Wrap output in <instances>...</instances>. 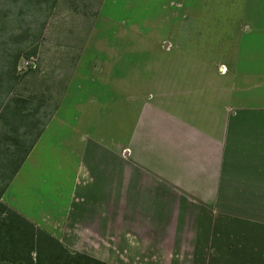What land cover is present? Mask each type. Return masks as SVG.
I'll return each instance as SVG.
<instances>
[{"label":"rangeland","instance_id":"1","mask_svg":"<svg viewBox=\"0 0 264 264\" xmlns=\"http://www.w3.org/2000/svg\"><path fill=\"white\" fill-rule=\"evenodd\" d=\"M101 1L0 0V264H37V257L40 264H51L57 255L52 237L71 251L109 264H264V229L255 219L251 226L259 215H244L242 199L226 196L224 174L217 197L182 198L178 219L165 214V204L163 212L149 215L144 205L134 202L127 208L123 198L116 202L98 192L103 210H110L103 214L101 229L95 226V214L81 210L94 209L95 197L90 199L84 189L83 196L77 193V203H70L68 185L75 178L66 160L85 163L96 178L97 159L133 157L128 146L111 141L112 117L101 132L99 124L94 128L86 117L81 123L70 113L90 114L99 94L104 104L118 94L123 97L113 95L114 86V91L118 85L121 91L146 90L152 58L159 49H181L183 41L184 14L175 8L169 10L167 37L150 39V33L165 34V14L148 22L141 12L125 16L134 10L118 17L116 6L102 8ZM171 3L179 6L177 0ZM214 14L198 16L194 29L201 28L202 35L194 49H223L227 39L214 33L226 29L233 33L231 41L240 42L247 25L241 0H233L228 13L224 6ZM120 99L118 126L134 108ZM251 204L245 199L247 209ZM165 216L170 217L166 228Z\"/></svg>","mask_w":264,"mask_h":264},{"label":"crops","instance_id":"2","mask_svg":"<svg viewBox=\"0 0 264 264\" xmlns=\"http://www.w3.org/2000/svg\"><path fill=\"white\" fill-rule=\"evenodd\" d=\"M171 1H101L102 8L116 6L118 17L134 10L136 12L125 16H137V12H141L148 16L141 19L148 22L153 16L165 14V34L161 30L159 35L151 37L153 33H150V39L167 37L169 10L175 8L184 14L183 41L181 49H159L160 53L158 49H132L158 53L150 63L149 77H152H148L146 85L154 92L149 93L147 89L139 92L135 88L121 91L118 85L115 91V86L112 88L113 95L120 92L123 97L111 96L110 104H104V98L96 94L95 110L90 114L82 112L75 116L70 113L81 123L86 117L94 128L99 124L96 127L99 130L110 127L104 122L112 117L111 141L119 147L128 146L133 154V157H121L116 146L118 159L95 161L96 178L85 163L77 162L76 158L66 160L68 172H73L75 178L68 185L70 203H77V193L83 196L84 189L90 199L95 197V208L91 207L94 211L81 206L82 198L79 202L83 214H95V226L101 229L103 214L109 209L103 210L98 192L105 194L104 198H123L122 203L127 208L133 207L134 202L144 205L149 215L163 212L162 204H165V214L171 218L174 214L178 219L175 213L179 212L182 198L217 197L219 179L224 174L226 196L241 198L244 215H259L252 219L251 226L256 225L255 219L264 229V0H241L242 20L247 25L238 36L240 42L236 43L231 41L233 33L228 29L225 34L214 33L216 38L227 39L226 46L220 47L223 49H194L202 35L198 30L201 28H194L200 14L207 18L217 16L214 9L224 6L228 13L233 0H177V7ZM168 42L173 43V40ZM221 64L226 67L225 71L220 70ZM120 98L134 108L126 114V119H119L118 126L116 116H120ZM92 115L97 116L95 123L89 120ZM124 121L127 128H124ZM71 124L75 126L74 121ZM103 138L101 135L100 139ZM121 138L123 141L117 143ZM247 198L254 202L249 209L245 206ZM183 212L186 216V208ZM109 213L114 214V211ZM169 216H165V228L169 226L166 222ZM178 223L179 220L174 225Z\"/></svg>","mask_w":264,"mask_h":264},{"label":"trees","instance_id":"3","mask_svg":"<svg viewBox=\"0 0 264 264\" xmlns=\"http://www.w3.org/2000/svg\"><path fill=\"white\" fill-rule=\"evenodd\" d=\"M52 240L57 245V255L56 259L53 262H50L51 264H109L95 257L85 255L80 251H71L57 238L52 237ZM36 260L37 264L41 263L39 257H37Z\"/></svg>","mask_w":264,"mask_h":264}]
</instances>
